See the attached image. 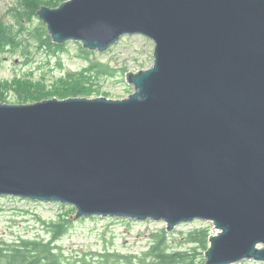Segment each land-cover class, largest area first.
Listing matches in <instances>:
<instances>
[{
    "label": "water",
    "instance_id": "1",
    "mask_svg": "<svg viewBox=\"0 0 264 264\" xmlns=\"http://www.w3.org/2000/svg\"><path fill=\"white\" fill-rule=\"evenodd\" d=\"M37 16L55 44L154 43L122 99L0 102V196L72 218L213 224L205 264L264 262V0H66Z\"/></svg>",
    "mask_w": 264,
    "mask_h": 264
},
{
    "label": "rangeland",
    "instance_id": "2",
    "mask_svg": "<svg viewBox=\"0 0 264 264\" xmlns=\"http://www.w3.org/2000/svg\"><path fill=\"white\" fill-rule=\"evenodd\" d=\"M64 1L66 0H55L53 1L55 6L52 4L45 6L55 8ZM23 11L24 6L18 0H0V22L9 28L11 33H15L18 40L14 48L10 50L11 47L6 44L5 51L0 52V81L9 86L32 82L39 88L42 96L57 97L55 93L67 88L66 80H74L77 75L84 72L89 60L79 52L78 46H81V42L77 41L65 42L64 51L58 52L57 55H49L45 50L37 49L35 41L26 35L27 31L24 27L31 28L41 20L36 15L28 21L26 15L22 16ZM153 49L152 40L134 34L121 37L104 52L91 51L93 53L88 56L89 59L108 64L112 73L100 76L91 71L87 73L89 82L86 85L91 94L86 97L122 99L129 96L134 88L127 83L125 75L128 72L149 68L153 63ZM67 97L73 96L62 98ZM6 101L18 104L12 89L6 92ZM72 208L56 202L0 196V240L5 242H13L20 238L47 240L51 234L48 224L59 220L60 217H69L71 223L68 232L62 236L58 244L62 246L65 257L73 261L77 260L73 264H82L78 261L81 258L89 264H95L88 254L103 250L132 254L150 263L153 257L146 252L152 244V235L161 232L163 228L166 231L164 222L149 219L137 221L100 216L75 219L72 218L75 214V209ZM204 228L208 229L209 236L215 233L211 223L201 220L183 222L172 231H166L169 249L195 253L192 249L194 244L187 242V236L192 231ZM204 253L205 251L196 254L195 262L202 261L205 264ZM233 264H264V262L244 259Z\"/></svg>",
    "mask_w": 264,
    "mask_h": 264
},
{
    "label": "trees",
    "instance_id": "3",
    "mask_svg": "<svg viewBox=\"0 0 264 264\" xmlns=\"http://www.w3.org/2000/svg\"><path fill=\"white\" fill-rule=\"evenodd\" d=\"M24 11L22 16L28 21L36 17L37 11L43 5L55 6V0H18ZM21 16V15H19ZM22 27V26H21ZM26 35L35 41L37 49L45 50L49 55H57L58 52L64 51L63 44H55L48 35L45 25L39 22L37 25L26 28ZM3 23L0 22V52L5 51L4 46L7 44L10 48L15 47L18 43L15 33H11ZM9 50V51H10ZM79 52L86 56L89 60L84 72L77 75L74 80H66L67 88L61 92L55 93L57 97L65 96H88L90 91L86 85L89 82L87 73L90 71L96 75L111 74L108 64L101 61H93L89 59L93 52L78 46ZM12 89L17 97V103H30L37 100L47 98L41 94V91L32 82L17 83L15 86H9L7 83L0 81V102L9 103L6 101V92ZM55 96V95H52ZM73 209V208H72ZM71 219L69 217H60L59 220L50 222V237L44 239L20 238L13 242H5L0 240V264H73L77 260H70L64 256L62 246L58 244L62 236L68 232ZM153 241L149 247L148 253L153 257L150 263H146L144 259L138 258L132 254H121L119 252H110L103 250L102 252H92L88 255L95 264H203L195 262V255L203 253L208 247V229H198L192 231L187 236V242L194 244L192 249L195 253L191 254L186 251L170 250L167 244V234L163 228L159 233H153ZM80 261L82 264H89L83 258Z\"/></svg>",
    "mask_w": 264,
    "mask_h": 264
}]
</instances>
